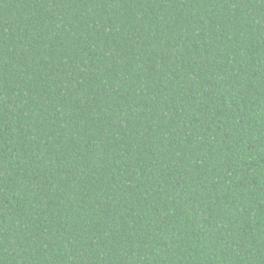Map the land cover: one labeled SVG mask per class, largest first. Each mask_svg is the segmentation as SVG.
Returning a JSON list of instances; mask_svg holds the SVG:
<instances>
[{
	"label": "trees",
	"instance_id": "1",
	"mask_svg": "<svg viewBox=\"0 0 264 264\" xmlns=\"http://www.w3.org/2000/svg\"><path fill=\"white\" fill-rule=\"evenodd\" d=\"M0 264H264V0H0Z\"/></svg>",
	"mask_w": 264,
	"mask_h": 264
}]
</instances>
